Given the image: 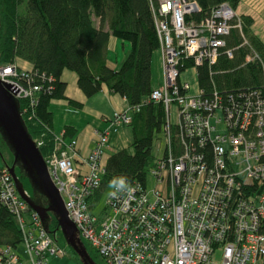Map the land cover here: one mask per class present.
Here are the masks:
<instances>
[{"label": "built area", "instance_id": "built-area-1", "mask_svg": "<svg viewBox=\"0 0 264 264\" xmlns=\"http://www.w3.org/2000/svg\"><path fill=\"white\" fill-rule=\"evenodd\" d=\"M153 12L162 83L145 102L164 110L161 156L142 183L111 185L103 212L95 214L100 197L90 202L100 188L108 131L95 132L85 172L74 164L76 141L54 137L44 161L67 218L106 264H264V100L257 91L209 95L198 82L191 94L189 84L181 82L188 68L216 63L230 31L237 30L242 45H248L240 18L222 3L196 22L192 0H156ZM225 53L231 57V50ZM29 76L15 65H0V81L14 85V98L30 107L39 88L23 85ZM133 111L138 107L109 120L114 133L130 123ZM0 205L14 217L29 257L24 263L13 249L1 248L0 264H48V258L64 255L19 198L6 166L0 171Z\"/></svg>", "mask_w": 264, "mask_h": 264}, {"label": "trees", "instance_id": "trees-1", "mask_svg": "<svg viewBox=\"0 0 264 264\" xmlns=\"http://www.w3.org/2000/svg\"><path fill=\"white\" fill-rule=\"evenodd\" d=\"M192 1L198 6V12L192 16L196 22L222 3L233 10L238 3V0ZM155 5L156 0H0V65H15L20 69L17 63L21 61L30 66L26 71L29 79H23V85L31 84L39 91L32 106L25 101L17 103L23 123L43 159L55 146L49 104L52 100L66 99L65 84L60 80L64 70L76 75L77 87L84 97L90 98L105 87L109 93L123 98L129 108L138 107L128 125L132 152L126 148L107 158L100 188L90 204L97 202L103 191L113 185L112 181L120 177L130 183H142L154 164L150 154L152 143L162 133L165 121L160 104L145 102L154 88L151 59L159 48ZM239 18L248 45H242L237 30L230 31L216 63L197 68L198 87L209 95L216 91L232 97L257 91L264 100V43L251 32V17ZM110 37L129 45L117 69L107 66ZM227 50H231L230 58L225 53ZM253 54L258 59L246 62V57ZM69 103L81 106L73 101ZM24 104L28 107L27 115L22 111ZM72 136V129L65 127L62 137ZM0 145H4L1 139ZM18 177L24 178L20 173ZM35 200L46 206V200L38 193ZM48 230L54 238L58 231L54 218H50ZM21 239L14 217L0 205V249L15 250Z\"/></svg>", "mask_w": 264, "mask_h": 264}, {"label": "water", "instance_id": "water-1", "mask_svg": "<svg viewBox=\"0 0 264 264\" xmlns=\"http://www.w3.org/2000/svg\"><path fill=\"white\" fill-rule=\"evenodd\" d=\"M17 91L14 85L0 81V139L13 157L12 165L9 167L1 154L0 156L13 180L15 190L29 210L38 216L45 232L50 233L48 222L50 218H54L57 230L80 263L94 264L79 239L74 223L67 218L68 212L49 176L46 163L23 123L17 100L13 96ZM15 168L29 181L32 188L30 196L24 191L23 179L20 180L16 175ZM35 193L46 200V206L36 202Z\"/></svg>", "mask_w": 264, "mask_h": 264}, {"label": "crops", "instance_id": "crops-1", "mask_svg": "<svg viewBox=\"0 0 264 264\" xmlns=\"http://www.w3.org/2000/svg\"><path fill=\"white\" fill-rule=\"evenodd\" d=\"M242 15L253 18L247 14ZM128 51V44L110 37L107 46V66L112 69H117ZM18 63L21 66L24 62L19 61ZM24 64L21 67L30 69L28 64ZM60 80L65 84L64 97L66 99L52 100L49 104V111L52 114V134L55 137H62L65 127L72 129L73 136L65 137L64 141L66 143L70 140L76 141L75 148L77 155L74 159V164L81 172H85L87 168L84 160L96 143L95 132L108 131V148L105 149L102 157V165L105 166L107 158L112 153L126 149L122 130L114 133L108 124L114 114L123 112L129 108L126 101L118 95L109 93L105 87L90 98L84 97L77 87L76 75L68 70L62 72ZM69 101L78 103L81 106L74 107ZM14 252L19 255L22 262H29V257L24 254L21 244Z\"/></svg>", "mask_w": 264, "mask_h": 264}, {"label": "rangeland", "instance_id": "rangeland-1", "mask_svg": "<svg viewBox=\"0 0 264 264\" xmlns=\"http://www.w3.org/2000/svg\"><path fill=\"white\" fill-rule=\"evenodd\" d=\"M234 12L238 17H240L242 14H247V15H250L253 17V18H251L253 21V24L251 25V32L254 35L256 34V36L264 43V2H263V0H240L237 3L236 9H234ZM22 65H25V64L23 63V64H21V66ZM21 66H19V67L22 71L28 70V69H26V67L23 68ZM161 77H162L161 58H160V52L158 49L153 53L152 59H151V86L154 88L159 87V85L161 86V83H162ZM181 82L188 83L189 87H190V92H191V94H193L196 90V87H197L196 70L194 68H188V70L185 73L181 74ZM170 111H171L170 115L173 116V118H174V115H175L174 109L171 108L169 110V112ZM116 114H119V113H116ZM129 114H130V118H131L132 113L130 112ZM25 115H27V114H25ZM129 124L123 125L122 136H123L124 141H125L124 142V146H126L125 148H127V150L131 153L132 150H131V148H129V141H130V135H129L130 132L128 129ZM120 131L121 130L117 131L116 133H118ZM57 137H60V136H57ZM36 141L38 143H40L39 139H37ZM162 141H163V135L162 134H160L159 136H157L153 140L151 151H150L151 157L153 159V163L155 162L156 159H158L161 156V153L163 150ZM104 153H105V151H104ZM0 154L4 158L6 164L10 167L12 165V162H13V157H12L11 153L8 151V149L6 147H4V145H0ZM101 161H102V159H101ZM0 166H3V167L6 166L4 161L2 160L1 156H0ZM15 173L17 176L19 175L17 168H15ZM152 185H153L152 179L149 176H147V188L151 189ZM22 186H23L24 191L30 196L32 194V188H31V185L27 179L23 178ZM110 187H108L101 194L100 199H99V205H98L97 209L94 211L95 214L99 213V212H101V213L103 212L104 201H105L106 194L109 191ZM26 220L29 221L28 218H26ZM54 238H55L56 244L62 250L64 255L61 257L48 258V264H81L79 258L73 253L71 248L66 244V242H65L60 231H57L54 234ZM81 242L84 245L88 256L90 257V259L92 260V262L94 264H106V262L101 258V256L98 253H96L95 250L92 249L87 244V242H85L84 240H81ZM218 259H219V252H216L215 260L218 261Z\"/></svg>", "mask_w": 264, "mask_h": 264}, {"label": "clouds", "instance_id": "clouds-1", "mask_svg": "<svg viewBox=\"0 0 264 264\" xmlns=\"http://www.w3.org/2000/svg\"><path fill=\"white\" fill-rule=\"evenodd\" d=\"M112 184L117 189H123V188L126 187V180H125V178L120 177V178H118L116 180H113Z\"/></svg>", "mask_w": 264, "mask_h": 264}]
</instances>
